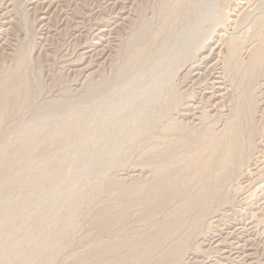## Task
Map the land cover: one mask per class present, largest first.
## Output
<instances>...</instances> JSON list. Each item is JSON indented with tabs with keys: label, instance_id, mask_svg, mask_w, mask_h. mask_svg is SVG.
<instances>
[{
	"label": "rangeland",
	"instance_id": "1",
	"mask_svg": "<svg viewBox=\"0 0 264 264\" xmlns=\"http://www.w3.org/2000/svg\"><path fill=\"white\" fill-rule=\"evenodd\" d=\"M0 264H264V0H0Z\"/></svg>",
	"mask_w": 264,
	"mask_h": 264
},
{
	"label": "bare ground",
	"instance_id": "2",
	"mask_svg": "<svg viewBox=\"0 0 264 264\" xmlns=\"http://www.w3.org/2000/svg\"><path fill=\"white\" fill-rule=\"evenodd\" d=\"M257 22H258V20H257ZM235 123V122H234ZM232 124V126L230 127V131L231 132H234V133H237L238 132V127H237V124L235 123V124ZM234 135V134H233ZM228 150L231 152V154H228L227 152H226V154H225V157H227V160H229V161H233L234 160V158L236 157L235 156V154H236V150L235 149H231V148H228ZM202 155V154H201ZM201 155H199V156H201ZM198 156V157H199ZM235 156V157H234ZM228 157H230L229 159H228ZM234 157V158H233ZM201 161V160H200ZM212 193H214V189H210V190H208L207 191V194H212ZM158 200V199H157ZM199 200V199H198ZM175 224V223H174ZM162 238V237H161ZM159 240V239H158ZM108 249V248H107Z\"/></svg>",
	"mask_w": 264,
	"mask_h": 264
}]
</instances>
